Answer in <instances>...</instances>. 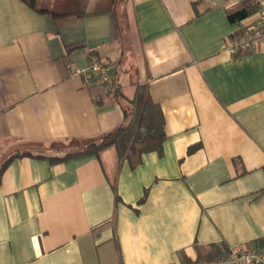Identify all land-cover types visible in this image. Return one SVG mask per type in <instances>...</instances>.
Listing matches in <instances>:
<instances>
[{
    "label": "crops",
    "instance_id": "0c3cea01",
    "mask_svg": "<svg viewBox=\"0 0 264 264\" xmlns=\"http://www.w3.org/2000/svg\"><path fill=\"white\" fill-rule=\"evenodd\" d=\"M102 1L54 17L37 8L67 0H0V162L23 143L53 155L56 141L117 129L125 115L111 90L132 99L140 85L165 117L162 151L135 167L115 145L11 160L0 174V264H189L264 250V42L229 48L258 22L256 8L231 21L241 3L115 0L98 10ZM91 47L112 86L72 76L89 67Z\"/></svg>",
    "mask_w": 264,
    "mask_h": 264
},
{
    "label": "trees",
    "instance_id": "16d2710c",
    "mask_svg": "<svg viewBox=\"0 0 264 264\" xmlns=\"http://www.w3.org/2000/svg\"><path fill=\"white\" fill-rule=\"evenodd\" d=\"M30 6L36 7V0H25ZM115 0H104L99 4V9H107L111 7V2ZM90 0H67L65 4H60L56 8H37L42 12H50L54 17L74 15L82 17L87 14ZM255 7L250 1L245 0L240 6L230 9L229 19L231 21L243 20L248 17ZM113 95L121 103L125 120L124 123L117 129L97 137L87 138H69L65 141H56L54 143L79 142L81 145L77 148H69L68 150L57 148L55 154L45 152L38 149L39 143L29 142L35 148H22L18 146L6 158L2 160L0 165V174L8 163L18 156H36L48 158L51 162L62 161L68 158H75L85 155H99L104 149L115 145L118 150L120 161L128 159L130 164L135 167L142 161V155L145 152L157 150L162 151L163 143L167 138L165 130V117L159 104L155 103L150 97L144 86H138L136 94L132 99H126L118 88L111 90ZM121 98L125 102L121 101ZM53 143V144H54ZM42 145V144H40ZM43 146V145H42ZM74 146V145H73ZM72 146V147H73ZM200 144L191 145L188 148V153H192ZM37 152L38 154L34 153ZM49 155V156H48ZM226 255V253L222 254Z\"/></svg>",
    "mask_w": 264,
    "mask_h": 264
},
{
    "label": "built area",
    "instance_id": "2783aa9c",
    "mask_svg": "<svg viewBox=\"0 0 264 264\" xmlns=\"http://www.w3.org/2000/svg\"><path fill=\"white\" fill-rule=\"evenodd\" d=\"M209 3H215L216 0H207ZM232 4H239L245 0H222ZM256 8L258 13V22L252 25L247 32L234 39L230 43V50L234 53L238 51H249L258 49L264 42V0H248ZM90 65L87 69L73 70L72 76L86 73L89 76H95L108 87L112 86L108 66L97 53L96 47L89 48ZM189 264H264V250H249L245 246H237L228 254L215 257L208 260H197Z\"/></svg>",
    "mask_w": 264,
    "mask_h": 264
},
{
    "label": "rangeland",
    "instance_id": "374dc122",
    "mask_svg": "<svg viewBox=\"0 0 264 264\" xmlns=\"http://www.w3.org/2000/svg\"><path fill=\"white\" fill-rule=\"evenodd\" d=\"M39 4H42V0H39ZM43 5H45V4H43ZM70 143V145H67V141L65 142V143H54V144H51L50 146H51V149H57V148H59V149H64L65 148V146H67V148H65V149H69V148H77V147H79L80 145H81V143H79V142H76V141H74V142H69ZM74 145V146H73ZM22 148H35L34 146H31L30 144H27V143H23L22 145H20ZM73 146V147H72ZM38 149H41V150H44L46 147L43 145H39V147H37ZM13 152V151H12ZM1 163H2V160H1V162H0V165H1Z\"/></svg>",
    "mask_w": 264,
    "mask_h": 264
}]
</instances>
